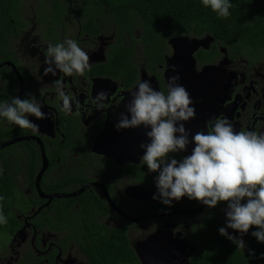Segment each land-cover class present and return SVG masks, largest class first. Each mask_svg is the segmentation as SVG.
Here are the masks:
<instances>
[{
  "label": "flooded vegetation",
  "instance_id": "af4514ba",
  "mask_svg": "<svg viewBox=\"0 0 264 264\" xmlns=\"http://www.w3.org/2000/svg\"><path fill=\"white\" fill-rule=\"evenodd\" d=\"M122 7L110 0H0V100L33 93L49 117H30L39 125L38 132L0 119V176L13 179L16 189L14 199L4 201L9 228L1 235L10 239L0 241V264H95L88 246L93 243L108 258L102 243L118 239L126 229L136 251L149 235L173 234L178 225L182 226L175 235L198 244L225 224L226 202L208 208L184 197L168 207L153 194L130 195L132 186L144 190L155 184L152 174L157 173L149 172L141 160L117 164L96 150L109 116L137 86L144 68L167 92L166 57L172 55V46L168 41L170 49L158 73L150 72L138 17ZM117 16L132 20L125 26ZM65 38L77 40L89 53L90 70L84 76L59 71L44 75L48 45ZM212 45L195 52V72L202 75L205 66L223 62L220 94L210 101L208 94L193 95L197 114L203 117L196 123L197 131L210 130V121L225 116L237 131H264V53L247 56L222 42L216 52ZM200 50L209 56L200 59ZM58 79L79 101L70 114L61 110L56 96ZM101 90L109 95L105 107L96 110L92 101ZM193 146L170 155L180 159L190 155Z\"/></svg>",
  "mask_w": 264,
  "mask_h": 264
},
{
  "label": "clouds",
  "instance_id": "9594fccd",
  "mask_svg": "<svg viewBox=\"0 0 264 264\" xmlns=\"http://www.w3.org/2000/svg\"><path fill=\"white\" fill-rule=\"evenodd\" d=\"M201 4L220 18H228L233 6L232 0H201ZM45 64L44 75L55 76L59 71L69 77L84 76L90 70V56L77 40L65 38L63 42L48 45ZM179 79V75L169 77L166 93L153 87L150 80L138 81L130 92L126 110L119 114L116 130L140 126L147 130L148 140L140 144L141 161L149 172L157 173L154 200L168 207L184 197L208 208L226 202L225 224L219 227V234L243 249L246 247L243 236L256 226L251 235L264 243V131H237L225 116L210 121V130L192 134L185 122L195 118V102L189 91L178 83ZM55 87L56 96L62 102L61 110L70 114L78 99L70 90L66 91L63 80H56ZM108 95L103 90L96 94L92 101L96 110L105 107ZM43 107L33 93H27L24 98L13 96L10 100H0V119L38 132L39 125L30 117L48 119ZM190 144L194 145L190 155L180 159L170 155L187 151ZM3 200L0 195V201ZM7 223L8 217L0 204V225ZM181 226L173 229V235L180 232ZM184 238L196 248L199 245ZM139 262L142 264L140 259Z\"/></svg>",
  "mask_w": 264,
  "mask_h": 264
},
{
  "label": "trees",
  "instance_id": "16d2710c",
  "mask_svg": "<svg viewBox=\"0 0 264 264\" xmlns=\"http://www.w3.org/2000/svg\"><path fill=\"white\" fill-rule=\"evenodd\" d=\"M110 2H120L126 14L131 16L134 13L138 17L137 28L142 29L146 44L145 66L155 74L159 70L158 64H164L165 50L170 49L168 41L178 35L201 37L212 33L216 40L212 48L216 52L217 44L222 42L232 51L240 50L247 56L264 53V0H232L233 6L229 10L231 15L228 18L218 17L210 8L204 7L201 0H110ZM118 19L125 26L132 20L125 16ZM199 55L200 59L209 56L205 50H200ZM15 193L13 179L0 176V195L4 197L0 204L3 206L4 214L8 208L4 201L6 199L12 201ZM8 228L9 220L6 225H0V234L2 229ZM253 230H256V226L246 234L244 240L246 247L243 249L236 247L219 233L203 238L192 257V264H264L262 255L264 243L257 242L251 235ZM126 231L127 229L119 234L118 239L102 243L101 249L110 253L108 258L103 257L93 243L89 245L88 252L93 262L140 264Z\"/></svg>",
  "mask_w": 264,
  "mask_h": 264
},
{
  "label": "water",
  "instance_id": "95a60500",
  "mask_svg": "<svg viewBox=\"0 0 264 264\" xmlns=\"http://www.w3.org/2000/svg\"><path fill=\"white\" fill-rule=\"evenodd\" d=\"M215 41L212 33H207L201 37L188 34L172 37L169 40V44L172 46L173 53L171 56L166 57V89L169 77L179 75L178 83L189 91L193 100V95L198 94H203L204 96L208 94L210 97L208 98L209 101L217 97L220 94V65L223 66V62L221 64L219 62L215 66H205L203 74L198 75L195 72L196 59L194 56L199 48L209 49ZM223 49L226 51L225 47ZM227 57L226 54L224 60H227ZM146 71L144 68L140 81L150 80L153 87L157 88V90H162L155 76H149ZM129 99L130 93L129 96L126 94V98L118 111L112 112L111 116H109L107 127L96 141V150L112 157L117 164L139 162L143 155V149L140 148V144L148 140L146 136L147 130L143 126L120 131L115 128L119 114L126 110L125 105ZM209 101L207 107H211ZM195 108L196 116L194 121L191 124H185L186 129L192 134L197 132L196 123L203 118L197 114L196 104ZM106 138H109L108 142H105ZM191 146L193 145H188V147ZM43 169L45 170L46 166ZM37 187L39 188V181H37ZM142 188V186H132L128 192L130 195H132L131 192H135V194L140 192V194L144 193L150 196L157 191L155 184L145 187L144 190ZM56 196L63 195L57 194ZM145 200L151 201L152 199L145 198ZM195 249L196 246L190 244L184 237L173 235L170 232L151 234L140 241L135 248L142 264H189L190 257L194 255Z\"/></svg>",
  "mask_w": 264,
  "mask_h": 264
},
{
  "label": "rangeland",
  "instance_id": "374dc122",
  "mask_svg": "<svg viewBox=\"0 0 264 264\" xmlns=\"http://www.w3.org/2000/svg\"><path fill=\"white\" fill-rule=\"evenodd\" d=\"M155 175H157V174H154V175L152 174L153 178H154ZM153 178H151V179H153ZM9 239L10 238L7 235H5V234L1 235L0 234V241L1 242H7Z\"/></svg>",
  "mask_w": 264,
  "mask_h": 264
}]
</instances>
